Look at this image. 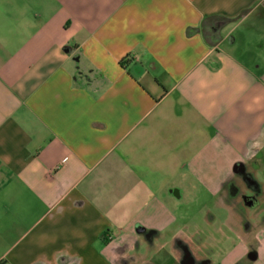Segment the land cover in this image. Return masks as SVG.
Instances as JSON below:
<instances>
[{
    "label": "crops",
    "instance_id": "crops-1",
    "mask_svg": "<svg viewBox=\"0 0 264 264\" xmlns=\"http://www.w3.org/2000/svg\"><path fill=\"white\" fill-rule=\"evenodd\" d=\"M0 264H264V0H0Z\"/></svg>",
    "mask_w": 264,
    "mask_h": 264
},
{
    "label": "rangeland",
    "instance_id": "rangeland-1",
    "mask_svg": "<svg viewBox=\"0 0 264 264\" xmlns=\"http://www.w3.org/2000/svg\"><path fill=\"white\" fill-rule=\"evenodd\" d=\"M263 181V180H260ZM191 202V206L188 208V210L185 211V219L191 220V225L185 227L183 230L186 232V235H188L193 241V248L197 254H202V252L205 250L204 248H201L199 245V239L203 236L205 237H211L215 238L219 236V231L223 229L224 234L226 235H232L234 232L226 226H220V224H213V225H204L200 222L202 218H210V215L215 214L218 215L220 218L224 217L225 212L224 211H218L216 210V203H218V200H213L211 197H205L202 196L199 198V196L195 197V200ZM261 212V211H260ZM262 213V212H261ZM218 229V232L216 231Z\"/></svg>",
    "mask_w": 264,
    "mask_h": 264
},
{
    "label": "trees",
    "instance_id": "trees-1",
    "mask_svg": "<svg viewBox=\"0 0 264 264\" xmlns=\"http://www.w3.org/2000/svg\"><path fill=\"white\" fill-rule=\"evenodd\" d=\"M231 20L227 19V18H222V17H213V18H209V19H205L202 23V26L208 27V26H212V30L220 28L225 26L227 23H229Z\"/></svg>",
    "mask_w": 264,
    "mask_h": 264
},
{
    "label": "water",
    "instance_id": "water-1",
    "mask_svg": "<svg viewBox=\"0 0 264 264\" xmlns=\"http://www.w3.org/2000/svg\"><path fill=\"white\" fill-rule=\"evenodd\" d=\"M243 202L247 207H254L256 205V201L253 197H244Z\"/></svg>",
    "mask_w": 264,
    "mask_h": 264
},
{
    "label": "clouds",
    "instance_id": "clouds-1",
    "mask_svg": "<svg viewBox=\"0 0 264 264\" xmlns=\"http://www.w3.org/2000/svg\"><path fill=\"white\" fill-rule=\"evenodd\" d=\"M259 142H256L255 144L252 145V147H259Z\"/></svg>",
    "mask_w": 264,
    "mask_h": 264
}]
</instances>
